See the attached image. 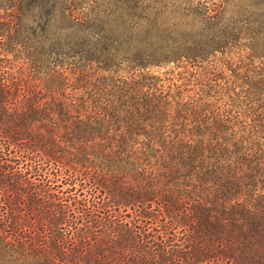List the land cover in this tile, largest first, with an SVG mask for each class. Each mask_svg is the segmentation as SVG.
Masks as SVG:
<instances>
[{
  "label": "trees",
  "instance_id": "obj_1",
  "mask_svg": "<svg viewBox=\"0 0 264 264\" xmlns=\"http://www.w3.org/2000/svg\"><path fill=\"white\" fill-rule=\"evenodd\" d=\"M51 2L0 0V264H264V60L195 92L148 68L219 35L111 39L69 6L55 33Z\"/></svg>",
  "mask_w": 264,
  "mask_h": 264
},
{
  "label": "rangeland",
  "instance_id": "obj_2",
  "mask_svg": "<svg viewBox=\"0 0 264 264\" xmlns=\"http://www.w3.org/2000/svg\"><path fill=\"white\" fill-rule=\"evenodd\" d=\"M51 5L55 15L50 28L55 33L70 24L60 14L69 6L83 13L98 12L97 18L85 20L83 25L111 39L140 41L148 25H157L160 44L165 47L170 41L183 49L192 42L208 43L219 35L221 44L228 43L227 48L214 53L215 57L207 55V62L199 67L185 65L183 61L148 68L162 79L191 83L189 88L195 92L201 83L199 78H207L210 72L218 75L220 83L239 73V56L248 58L255 54L264 60V0H52ZM130 28L134 30L131 32ZM77 30L73 28L72 32Z\"/></svg>",
  "mask_w": 264,
  "mask_h": 264
}]
</instances>
